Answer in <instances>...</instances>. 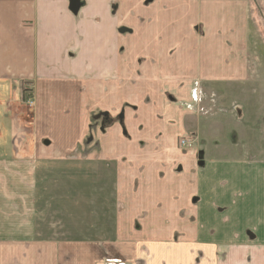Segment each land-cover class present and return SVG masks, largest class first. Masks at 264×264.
<instances>
[{
    "label": "rangeland",
    "instance_id": "obj_1",
    "mask_svg": "<svg viewBox=\"0 0 264 264\" xmlns=\"http://www.w3.org/2000/svg\"><path fill=\"white\" fill-rule=\"evenodd\" d=\"M262 8L264 13L263 5ZM118 14L119 12H117V16ZM255 17L264 31V21L256 14ZM122 19L124 18H120V20ZM84 31V28L77 29L78 39L85 40L91 37L90 31ZM80 50L79 63L90 64L87 56L91 49L84 44ZM50 61L52 63H49L48 76L45 79L51 85L48 82L44 84L42 82L44 76L37 74L35 81L38 83L34 90L37 92L34 96H38V104L51 102L48 109L49 117L46 121L47 128H44L45 125L38 126L35 119V108L26 104L29 98H33L27 84L18 86L17 95L15 87H13L15 90L12 89L13 95L6 91L5 98L7 100L0 107L1 122L3 119L9 118L16 121L21 119L20 121L24 122V125L19 128L20 137L13 138L14 142L19 140L16 146L28 148L30 152L27 153V158L31 161L38 156L36 157L38 160L34 162L37 168L35 172L37 186L36 192L30 196L32 204L23 205L22 203H13L10 198H2L3 204L0 205L6 214L15 210L24 214L26 210L33 209L32 212H34L32 216L35 218V234L31 237L24 236L18 240L20 244L18 264H137L134 248L152 245L167 247L173 243L174 239L186 238L183 235L185 223L193 226L195 238L202 237V241L206 245L230 246L232 248L237 246L238 248L240 243H261V246H264L263 69L255 71L254 86L243 88L229 86L228 90L224 91H220V89L209 91L203 87L198 91V95L196 94L197 107L190 109L194 114H190L193 121L189 120L188 126L189 129H194V125L197 126L202 146L205 144L209 149L206 151L205 165L197 168L196 158L200 150L197 147L183 150L180 146V142L188 138V133L186 131L183 133L184 130L181 131L179 128L183 110L176 105H173L172 108L170 105L165 107L157 86H141V90L134 89L129 93L125 85L121 87L122 90H119L118 86L121 83L113 81L110 76L106 79L94 77L90 80L99 82L101 87L99 93L102 97L97 98L100 100L98 101L90 91H78L82 84H78V89L71 84V75L65 74V60L63 63L56 62V49H53ZM85 77L86 74H83V77L79 76L78 78ZM123 78L126 79L125 76ZM206 78L211 77L207 76ZM104 80L113 83V87L102 90L105 87ZM53 82H57V85ZM39 84L41 88L37 90ZM87 84L84 81L85 89L88 88ZM108 94L113 95L109 100ZM1 95L2 93H0V99ZM111 98L114 100L112 103L109 102ZM185 100L187 101V98ZM76 101L79 105H83L81 113H79L82 121H78V110L72 105ZM31 102L34 104L33 99ZM118 102H128L130 106L139 108L138 117L135 116L133 110L131 112L127 110L126 113L129 127L133 129L131 139L128 140L123 136V129L120 126L103 133L98 132L88 142L87 147L90 155H85L84 151L87 150L86 135L83 132L86 130L83 127L87 120L84 113L87 111V105L91 106L89 110L94 113L93 124L95 130L98 131L102 116L94 110L116 107ZM148 102L149 104L146 105ZM199 106L202 108L198 110ZM186 107L185 109L188 111ZM74 111L75 114H73ZM203 112L207 114L203 115ZM161 115H164V120ZM197 115L202 117L195 124ZM35 122L37 123L36 127ZM105 126L108 124L105 123ZM0 127L1 130L5 128L2 123ZM138 127L143 129V134L139 133V130H135V128L139 129ZM35 132H37L36 140ZM41 137L42 139H40ZM2 138L0 135V141L3 140ZM21 138L26 140L22 143V141L20 142ZM44 139L51 141L50 153H48L50 160L46 161L47 158H44L45 156L41 152L30 150L44 148L43 143H46V141L43 142ZM6 142L11 144L9 139ZM5 152V143H0V156ZM183 153H189V157H183ZM145 155L146 159L142 162L148 167L172 168L174 166V170H176L178 167L180 168L181 164L184 165L189 172L187 186L194 187V190L187 194L188 209L179 211L180 209L176 210L175 207L178 208L182 204L184 197L182 186L186 188L185 183H181L182 180L179 179L164 177V186L172 185L174 187L173 189L167 188L166 196H164V199L170 203L169 206L166 205V202L164 203L166 208L165 224L170 227L168 239L153 236L144 238V236H140L142 233L133 230V227L131 228L132 235L129 233L121 236L116 228V222L120 216V212L117 213L115 208L116 200L119 198L116 191L118 185L116 186L114 180L113 169L105 171L106 169H101V166L105 165L116 169L117 165L134 164ZM75 156L78 159H75ZM69 159L74 162L66 161ZM91 159L95 160L91 161ZM96 164H98V168L89 167H96ZM85 168L96 171L100 176H96L94 190H92L93 180L90 178V174L83 170ZM24 182L26 183V181ZM178 183L182 185L179 188L176 187ZM119 189L121 190V187ZM182 212L183 220L179 221L178 215ZM32 216H29L31 220ZM26 218L27 214L22 219L23 228L27 227ZM131 218L133 219V216ZM132 219L131 225L134 220ZM135 219H138V223L142 224L140 217ZM0 233V241L12 238L10 231L0 230ZM35 239L36 241H34ZM59 243L63 245L68 243L92 244L93 249H88L85 258L93 254L94 263H80L76 259L71 262L72 253L69 252L67 258L63 254L60 256V263H54L51 248ZM62 244L61 246H63ZM183 244L190 246L192 243L185 239ZM116 246L120 249V253L115 252V248L117 251ZM27 254H30L29 258ZM261 258L264 262V257ZM34 260L35 263H33Z\"/></svg>",
    "mask_w": 264,
    "mask_h": 264
},
{
    "label": "crops",
    "instance_id": "obj_2",
    "mask_svg": "<svg viewBox=\"0 0 264 264\" xmlns=\"http://www.w3.org/2000/svg\"><path fill=\"white\" fill-rule=\"evenodd\" d=\"M70 1L73 0H0V93H2L0 107L7 100L6 91L11 94L12 89L16 88L17 95L18 86L27 84L35 103V119L40 127L45 125L44 128H47L46 121L49 117L48 109L51 102L38 104V96H34L37 94L34 90L38 83L35 77L37 74L42 75L44 76L42 82L49 83L45 77L48 76L49 63H52L50 59L53 49H56V62L63 63L65 60V74L71 75V84L78 89V84H82L83 87L86 81L88 83L86 91H90L96 100L102 97L99 93L101 87L99 82H88V74H91L93 78L106 79L117 68L119 45L125 46V53L128 48L135 52L137 45L141 43L144 45V41L151 36L161 37V44L157 49L152 45V39L146 46L151 51L157 52V58L161 61L160 68L168 80L167 88H165L167 91H174L171 85L176 82L175 77L186 75L185 72L188 70L191 71L190 76L194 78L193 80L199 79L210 84L213 91H217L216 89L222 86L227 88L254 86L255 71L264 70V31L255 17L256 14L264 21L262 10L264 0H77L79 9L76 14L71 10ZM117 12H119L118 16ZM120 18L124 19L120 20ZM126 22L129 24L126 26L131 25L130 27L136 30L130 33L131 36L127 33L125 38L120 40L118 39L120 34L116 30L118 26ZM79 28L90 31L91 37L87 35L89 39H78L77 29ZM145 37L146 40H144ZM83 42L94 44L87 56L90 64L86 66L79 63V53H81ZM125 73L121 67L119 79L124 77ZM83 74H86L85 78H78L83 77ZM207 76L211 78H206ZM103 82L106 88L113 87V83L108 81L106 83V80ZM56 83L53 82V84ZM186 83H189V76ZM82 87L78 91H82ZM40 88L39 84L37 90ZM48 89L51 90V88ZM111 96L113 95L108 94V100ZM72 105L78 110V121H82L79 113L83 105H79L77 101ZM89 107L91 106L87 105V111L84 112L85 118L91 111ZM114 108L111 106L105 109L113 112ZM9 119L0 121V124L2 123L5 127L3 130L0 127L1 138L4 137L0 143H5L6 150L0 156V205L3 204L2 198H10L13 203L29 205L32 204L30 196L36 192L37 168L34 162L38 160L36 159L38 156L31 161L27 158V153L30 152L28 148L16 146L19 140L14 142L13 138L20 137L19 128L24 125V122H21V119L19 121ZM37 132L34 135L35 140ZM83 133L85 134L86 131ZM7 137L11 140V144L6 142ZM24 140L26 139L21 138L20 142L23 143ZM44 141L46 143H43ZM43 142L44 148L29 149L41 152L44 158H47L45 161L50 160L48 153H50L51 141L44 139ZM75 159L78 157L75 156ZM66 161L74 162L71 159ZM96 165V167H89L98 168V164ZM45 166L48 167V165ZM141 166L136 162L131 165L116 166V186L118 185L116 191L119 198L116 200L115 208L117 213L120 212L116 222L118 234L132 235L133 227L132 229L141 232L140 236L144 238L153 236L168 239L170 227L165 224L164 203L166 202L167 206L170 203L164 199V196H166L167 188L174 187L164 186V181H158L152 172L146 173L148 178L142 180ZM110 168L112 167L101 166V169H106L105 171ZM83 170L90 174L93 180L92 190H94L95 179L99 174L89 168ZM134 178L142 180L135 191L131 183ZM181 186L178 183L176 187ZM185 187L182 186L184 195L194 190L193 186L185 185ZM159 194L163 195V201L159 202L157 198ZM184 201L175 209L186 208L188 202ZM152 204L153 207H151ZM32 210H26L25 214L18 210L6 214L0 206V230L10 231L12 236V238H6L7 241H0V264L19 263L18 240L35 234V218L32 216L34 213ZM26 214L27 227L23 228L22 219L26 217ZM29 216H32V220ZM137 217H140L142 224L135 219ZM174 219L176 220L175 217ZM178 220L183 219L178 217ZM5 221L7 222L4 223ZM185 224L183 235L186 238L174 239L173 243L167 247L152 245L134 248L135 262L137 264H264L261 258L264 257V254L261 255L264 253V246H261V243H240L238 248L237 246L235 248L221 245L210 246L202 241V237L196 239L193 226ZM185 239L192 244L185 246L183 244ZM61 244L51 248L54 263H60V256L63 254L67 258L68 252L72 253L71 262L76 259L80 263H94L93 254L85 258L88 249H93L92 244L68 243L62 244L63 246ZM116 247L117 251L114 247L115 252L120 253V249ZM29 255L27 254L28 258Z\"/></svg>",
    "mask_w": 264,
    "mask_h": 264
},
{
    "label": "flooded vegetation",
    "instance_id": "obj_3",
    "mask_svg": "<svg viewBox=\"0 0 264 264\" xmlns=\"http://www.w3.org/2000/svg\"><path fill=\"white\" fill-rule=\"evenodd\" d=\"M126 25H129V24L126 22L125 24L122 23L120 26L117 27L116 31L118 34H120V36L118 37V39H120V40H121V38H125L127 33L129 34V36H131L133 31L136 30V28L130 27L131 25L130 26H126ZM137 37H139V36H137ZM150 39H152V45L157 49V47L161 44V37L160 36L159 37L151 36V38H147V41H144V45H142V43L140 45L139 44L137 45L135 52L133 49H132V51H130V49L128 48L127 52L125 53V51H124L125 46L124 45L118 46V44H117V46H118V48H117L118 49L117 50V55H118L117 68L115 70L116 72L114 71L110 74V77H112L113 81H118L119 83H121L118 86L119 90H122L123 88H121V87L123 85H125L129 91V93L134 89L141 90V86L155 85L158 87V89H159L158 91L161 92L162 101H163V104L165 107H169V105L171 108L173 107V105L181 107V109L183 110V114L180 116L181 119H180L179 123H181V127H179V128L181 129V131L184 130L183 133L185 131L188 133V138L183 139L180 142V146L183 150H189L191 148L195 149V147H197L200 150L198 157L196 158V165H197V168H201L203 165H205V158L207 156L206 151H207V149H209V147L205 146V144H203V146H202V139H201V136L199 135V132L197 130V126L194 125L193 126L194 129H191V128L189 129L188 122H189V120H190V122L193 121L192 116H190V114H194V112L190 111V109L195 108V106L197 107L196 96L198 95L197 94L198 91L200 89H202L203 87L205 89L211 91L212 86L210 84L204 82V81L199 80V79L193 80L194 78L192 76H190L191 71L188 70L185 72L186 75H179L178 77H175L176 82L174 83V85H171L174 88V91L165 90V88H167L166 84H168V80L165 78V75H163L164 73H163L162 69L160 68L161 61H159L157 58V52L151 51L150 48L146 46V45H148L147 42H150ZM144 40H146V37L144 38ZM84 44H86L89 48H92L94 45L93 42H83L82 45H84ZM126 47H128L127 44H126ZM79 54H81V53H79ZM74 57H76V54H74ZM86 65H88V64H84V66H86ZM121 67L123 69V72H126L125 73V77H126L125 80L123 77L121 79H119ZM129 76H132V77L129 79L128 78ZM187 76H189V83H186ZM154 77H156V78L154 80H152ZM91 78H93V76L91 74H88L87 81L88 82L92 81V80H90ZM116 85H118V84H116ZM105 88L106 87H104L103 89H105ZM219 89H220V91H224L225 89H227V86H222ZM81 90L86 91L84 86L81 88ZM125 93H127V92H125ZM185 98H187V101L185 100ZM109 102L110 103L114 102L113 98H111ZM147 104H149V102L146 103V105ZM187 105H188V107H186ZM185 107L188 109L189 112L185 109ZM201 108L202 107L199 106L198 110ZM114 109L115 110L113 112L108 111V110H101V109L94 110V111L99 112L102 116V120L100 122L101 124H100L98 131L95 130V126L93 124L94 113H92V112L88 113V115L86 117V119H87L86 124L83 127L86 130L85 146H86L87 150L84 151L85 155H90V152L88 151V147H87L88 142L91 141V139L93 137H95V135H97L98 132L103 133V132H106L107 130L109 131L112 128H118L120 126L123 129V136L125 138H127L128 140L131 139L130 138V137H132L131 131H133V129H130L128 127L126 113H127V110H129L130 112H131V110H133L135 116L138 117L140 114V111L138 110L139 108L137 106H130L128 104V102H125V103L118 102ZM202 114L206 115L207 113L203 112ZM111 115H112V117H111ZM161 116L163 117V120H164V115H161ZM201 117L202 116H199V115L195 116L194 123L196 124L197 120ZM155 119H156V117H155ZM105 123L108 124V126H105ZM135 130H139L140 131L139 133L143 132L142 131L143 129H141V128H139V129L135 128ZM159 134L162 135L163 133H159ZM190 134H191V136H190ZM161 137H163V136H161ZM203 152H204V155H203ZM183 157H189V153H183ZM145 159H146V155L143 156L140 159V161L136 162V164L137 165H143L144 163L142 162V160H145ZM96 160H99V158H96ZM191 166H192V164H191ZM140 169H141V172L143 175L142 180H145L148 178V176H147L148 174H146V173L152 172L153 176L155 174L156 179L160 182H163L164 181L163 179H165V178H175V179L182 180L181 183H185V185H188V183H189V180H188L189 172L186 170V167L182 164H181L180 168L178 167V169H176V170H174V166L172 168H169V167L165 168L164 166L157 168V167H152V166L148 167L146 164L141 166ZM189 169H190V167H189ZM115 170L116 169L114 168L113 173H114V180L116 182V176H115L116 171ZM144 172H145V175H144ZM174 176H177V177H174ZM141 181L138 178H134L132 180L131 183H132L134 191L137 190V187L139 186V183ZM168 193H170V192H168ZM162 197H163L162 194L157 195L159 202L163 201ZM187 199H188V195H184V197H183V200H185L184 202H187L188 201ZM182 209H188L187 205H186V208H182ZM182 209H180L179 211H181ZM182 215H183V212L180 215H178L179 218L183 219Z\"/></svg>",
    "mask_w": 264,
    "mask_h": 264
},
{
    "label": "water",
    "instance_id": "obj_4",
    "mask_svg": "<svg viewBox=\"0 0 264 264\" xmlns=\"http://www.w3.org/2000/svg\"><path fill=\"white\" fill-rule=\"evenodd\" d=\"M71 4H72V6H71ZM70 6H71L72 12L74 14H76L78 9H79V2L77 0L71 1Z\"/></svg>",
    "mask_w": 264,
    "mask_h": 264
},
{
    "label": "built area",
    "instance_id": "obj_5",
    "mask_svg": "<svg viewBox=\"0 0 264 264\" xmlns=\"http://www.w3.org/2000/svg\"><path fill=\"white\" fill-rule=\"evenodd\" d=\"M26 104H28L29 106H33V103L31 102L30 99L27 100Z\"/></svg>",
    "mask_w": 264,
    "mask_h": 264
},
{
    "label": "bare ground",
    "instance_id": "obj_6",
    "mask_svg": "<svg viewBox=\"0 0 264 264\" xmlns=\"http://www.w3.org/2000/svg\"><path fill=\"white\" fill-rule=\"evenodd\" d=\"M35 104V103H34ZM33 107V106H32Z\"/></svg>",
    "mask_w": 264,
    "mask_h": 264
}]
</instances>
